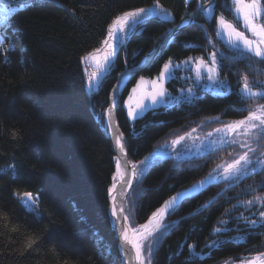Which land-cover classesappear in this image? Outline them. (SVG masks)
I'll list each match as a JSON object with an SVG mask.
<instances>
[{
  "label": "trees",
  "instance_id": "trees-1",
  "mask_svg": "<svg viewBox=\"0 0 264 264\" xmlns=\"http://www.w3.org/2000/svg\"><path fill=\"white\" fill-rule=\"evenodd\" d=\"M157 2L170 16L161 13L131 30L113 68L96 89H88L82 57L102 46L117 15ZM227 4L216 0L214 16L227 17ZM195 7L196 0H0V9L14 10L0 22V39L7 41L0 46V264L122 263L108 215L115 173L104 122L109 92L120 72L156 48ZM214 16L196 17L125 86L123 98L138 78H154L167 61L178 63L218 48L230 57L222 43L211 45L216 42ZM244 60L220 61V75L231 86L226 95L202 93L192 102L158 107L134 121L121 104L116 115L129 161L140 163L167 137L201 121L244 118L247 100L234 87L235 74L246 69ZM173 81L166 83L171 93L176 92ZM231 147L212 152V160H162L144 169L126 201L128 226L142 224L175 193L203 179L220 160H229L225 156ZM259 174L224 190L222 183L211 185L170 209L166 226L154 234L160 239L150 264L246 262L263 253L264 228L244 227L237 219L242 210L234 206L252 195L250 185L262 191ZM26 193L32 203L23 199ZM239 234L242 241L235 237ZM212 241L215 246L209 245Z\"/></svg>",
  "mask_w": 264,
  "mask_h": 264
},
{
  "label": "snow or ice",
  "instance_id": "snow-or-ice-1",
  "mask_svg": "<svg viewBox=\"0 0 264 264\" xmlns=\"http://www.w3.org/2000/svg\"><path fill=\"white\" fill-rule=\"evenodd\" d=\"M213 3L214 0H207V3H201L199 5L200 11L207 15L214 16L215 8L213 7ZM225 8L234 14V19L232 21L226 19L223 13L218 17L214 16L216 23L214 32L217 36L222 34L227 36L228 39L226 43L235 55L227 57L224 56L223 53L213 51L210 53V60L200 58L196 67L197 81H199L202 75H204V72H202L203 69L207 73V81L211 82L214 86H222L226 83L225 79L219 78V72L217 71L218 67L222 68V65L220 64L221 60H235L246 53L249 54L247 58L252 61L253 64H255L253 58H259V63L264 64V0H231V5H225ZM157 9H160V11H157ZM9 11L14 10L6 8L0 9V22L3 21ZM161 13L164 14L163 18L165 19L170 16V13H168L167 10L162 9L157 2L154 8H138L134 11H124L122 15H117L112 20V22L108 25L107 36L102 41L104 45L103 55H97L101 49H96L94 52H89L87 55L82 57L84 61L89 62L95 69L88 77L90 90L97 81L99 74L104 71L105 66L109 63L114 53L118 52L119 48L124 45L128 31L131 29L134 32L138 25L145 24L146 21L152 17L161 16ZM6 42V40L0 39V46H3ZM114 44L115 48L113 47ZM170 63L171 61L164 65V71L160 73L161 81L164 79L165 73L168 72ZM261 74H264V71H262ZM143 82L142 78L141 83ZM153 85L155 90L152 92H146L144 95L140 96L135 102V107H132L131 104L129 105V117H135L136 110L144 107V99H151L152 103L156 104L158 98L165 96L166 91L163 88L162 82L158 85L156 82H153ZM139 88L140 84H138L136 88H133V93H136ZM192 91L193 90L191 88L188 89L189 94H191ZM221 91L226 94L228 89L221 88ZM240 95L248 101L257 98L264 100V81L260 82L259 85H253L249 83L248 76L245 75L243 87L240 89ZM132 99L133 97L129 96V101H132ZM113 107H115V101L113 103ZM108 117L107 128L115 131L111 122V109L108 112ZM218 119L219 118H217V120ZM216 132L226 135L235 134L230 140H222L221 143H239V146L247 149V151L239 153L237 157H234L230 162L218 165L217 169L213 170V172L209 174L211 180L219 181L222 179L226 182L237 183L241 180V178L247 177L253 172L264 168V151H260L259 155H257V149L264 148V104H257L256 108L254 110H249L248 115L243 119L226 124L224 128L216 129ZM209 135L211 136V133H209ZM240 137H243V139ZM183 139L184 137L181 136L177 140H173L172 143L173 145L179 144ZM115 142L119 151L124 153V145L121 143L119 136H117ZM209 143L215 146L217 141L211 140ZM254 144L256 145L255 147L253 146ZM147 160L148 157H145V161ZM145 161H141V164H145ZM149 166L150 164L146 165V167ZM143 171L144 169H138L135 164H133L130 169L125 167L122 170L121 162L117 160L116 174L113 177V180L115 181L117 177H119L121 181H124L121 186L123 189L131 182L130 179H126V177L134 178L142 174ZM203 183L204 182H201V186H203ZM115 189L116 184L113 183L112 188L109 189V194L111 195ZM25 195L27 196L28 194L26 193ZM112 198L115 201L116 197L113 196ZM175 200L176 198L173 197L171 201H166L164 207L157 209L156 212H153L152 219H150L147 224L141 225V230L138 233H134L131 237L127 231L123 228L121 229L124 241L127 244H130L132 249L135 251V260L138 264H145V257L142 255V251L145 250L148 253L150 264L152 249L156 241L147 245H145L144 242L147 241L149 237H152L154 232L159 231L161 226L160 222L163 219L165 212L168 210L169 206L175 202ZM243 203L250 208L255 207L257 204L260 205L258 213H256L259 216L258 220L242 217L245 227L255 229L258 225H264V196H254L253 200ZM112 215L117 216L115 205L113 207ZM224 223H226V221H224ZM216 231L220 232L222 229L217 228ZM162 236L163 233L161 234V237ZM156 239L159 240L160 237ZM216 243L217 241H212V246H215ZM129 259H132V257H129ZM252 264H264V255L255 257Z\"/></svg>",
  "mask_w": 264,
  "mask_h": 264
},
{
  "label": "rangeland",
  "instance_id": "rangeland-1",
  "mask_svg": "<svg viewBox=\"0 0 264 264\" xmlns=\"http://www.w3.org/2000/svg\"><path fill=\"white\" fill-rule=\"evenodd\" d=\"M187 2H189V0H187ZM215 2H216V0H214L213 7L215 5ZM201 3H207V0H201L200 4ZM198 5H199L198 4V0H196V7L194 9H196ZM227 5L228 6L231 5V0H228V4ZM154 7L155 6H151V7L145 8V9H151V8H154ZM158 10L159 9H157V11ZM225 10H226V8H225ZM227 12H228L227 13V17L228 16L229 17L227 18L224 15L225 18L230 20V21H232L234 19V14L231 13L230 11H228V10H227ZM200 14L203 17H205V19H208V20H210L212 18V16H213V15H207L204 12H200L196 17H198ZM119 15H122V13L119 14ZM215 27H216V23H215ZM241 27H242V24H241ZM130 31H131V29L128 31V33ZM128 33H127V35H128ZM246 35H247V33H246ZM227 39L228 38H227L226 35H223V34L220 35V36L216 35V42L215 43H211L210 42V43H211V45L222 43L225 46L226 50L229 52V56L232 57V56L235 55V53L230 49L229 45L226 43ZM113 47L115 48V44L113 45ZM99 49H101V51L99 53H97V55L102 56L103 55V50H104V45L102 44V46ZM213 51H216L217 53H223L221 48H218V49L213 50ZM210 53L211 52L205 53L204 55L190 56V57L186 58L185 60L180 61L178 63L171 61L169 69H168V72L165 73V77L161 81L160 80V73L164 71V65L166 63H169V61L165 62L164 65L162 66V69H161L160 73L157 76H155L154 78H152V79L143 78V77L138 78V80L136 81V84H135V86L133 88H136L138 84H140V88L138 89V91L136 93H133V91H132L133 88H132L130 90L129 94L125 98H123V92H124V89H123L122 98H121V104H123V108H124V110L126 112L127 118H129L130 121H134L135 119L143 116L147 111L152 110V109H156L158 107H171L173 105H179L180 103H183V102H192L193 100H195L198 97L199 94H202V93L203 94L210 93V94L216 95V96L217 95L219 96V95L228 94L231 91V86H229L227 80L220 75V68L221 67L217 68V71L219 72V78L226 80V83L224 85H222V86H214L211 82L207 81V79H206L207 73L203 69H202V72H204V75H202V77H201V79L199 81H197V79H196V67L198 65V61L200 60V58H204L205 60H210ZM115 55H116V52L114 53L113 57L110 59L109 63L105 66L104 71L99 74V77H98L97 81L94 83V86L91 88L92 90L97 88V85L101 81L102 77L105 74H107V72H109L111 70V68H113ZM248 55L249 54L245 53L244 55H242V56H240L238 58V59H245L244 61H245L246 69H243L242 72L235 74L236 75V83H235L234 87H235L236 91L237 90L240 91V89L243 87V81H244V76L245 75L248 76L249 83L253 84V85H259L260 82L264 81V74H261V72L264 71V64H260L259 63V58H253L254 61H255V64H253V62L250 61L247 58ZM232 61L233 60H230L231 63H232ZM84 67H85L86 84H87V88L89 89L88 77H89V74L92 71H94L95 69H94V67H92L90 65L89 62H86V61H84ZM249 70H250V72H248ZM136 77H134V78H136ZM142 78H143V81H144L143 83H141V79ZM172 80H174L173 81V83H174L173 85L176 88V92H174V93L173 92L172 93L169 92V90H167V88H166V83L168 81L172 82ZM153 82H156L157 85L162 82L163 88L166 91L165 96L158 98V101H157L156 104H153L151 99H144V101H143L144 107L141 108V109H137L136 110V116L135 117H129L128 116L129 105L131 104L132 107H135V102L140 96L144 95V93H146V92L154 91L155 89H154ZM205 85H207V86H205ZM189 88H191L193 90L191 94H189V92H188ZM221 88L228 89L227 93L225 94L224 92H222ZM254 90H259V89H254ZM109 94H110V92H109ZM129 96L133 97L132 101H129ZM175 98H178V99H175ZM257 104H264V100H261V99H258V98L257 99H253L251 101L247 100L246 109L248 111L249 110H254L256 108ZM107 106H108V104H107ZM240 119H243V118H240ZM240 119H237V120H240ZM234 121H236V120H234ZM234 121L224 122L222 119H218L217 120V118H211V119L204 120V121H201V122L197 123L195 126L187 129L185 132L177 131V132L173 133L171 136L167 137L165 140H163L161 143H159L156 146V148L152 151V153L147 156L148 160L147 161H145V159L143 160V161H145V164L142 165L141 162H140V163H137L135 165H137V168L141 165L138 169H145L146 170L148 168V167H146V165L150 164V166H151L153 164L161 162L162 160H169V161H171L173 163L186 161V160H189V159H192V158L194 159V158H207V157H209V160H212L213 158L211 156V153L215 152V151H218L219 149H221L225 145H227V143H221V141L222 140H230L232 138V136L235 135V134H227L226 135V134H223V133H218V132H216V129L224 128V126L226 124H229V123L234 122ZM209 133H211V136L209 135ZM181 136H183L184 139L179 144L173 145L172 141L173 140H177ZM240 138L243 139V137H240ZM211 140H216L217 144L215 146L210 144L209 142ZM231 145H232V147L230 149V152L228 154H226V156H225V157H228L229 160H223L222 159L217 164H222L224 162L230 161L234 157H237V155L239 153H243L244 151H247V149L241 148L239 146V143L231 144ZM213 149H215V150H213ZM260 151H264V148H258L257 149V154ZM221 154H223V153H221ZM225 157H224V159H225ZM128 161H129V159H128ZM129 163L131 164V166L133 165L130 161H129ZM263 170H264V168L259 169L258 171L253 172L252 174L260 173L259 177L263 178L264 177V172H261ZM115 171H116V166H115ZM212 172H213V170L210 173H212ZM210 173H208V175H206L205 177L209 176ZM143 174L144 173H142L141 175L136 176V181H137V178L142 176ZM114 176H115V173H114ZM113 182H114V180H112V185H113ZM218 183H222L223 184V187H224L223 190L226 189L228 187V185L234 184V183H230V182H226V181H220V182L213 183V184L205 186L202 190H200V192L205 190L207 187H209L211 185H216ZM134 186H135V184L132 186L130 191L133 189ZM191 187H192V185L190 187H188L187 189H184V190H182L180 192L188 191ZM249 187H251L254 190V192L252 193V195L246 201L253 200L254 196H264V188L262 189V191H260L258 189L256 190L255 185H250ZM130 191H129V193H130ZM180 192L175 193L172 197L178 195ZM129 193H128V195H129ZM190 197H192V196H190ZM127 198H128V196H127ZM188 198L189 197L182 198L178 202V205L181 204L182 201H184L185 199H188ZM246 201L242 200L241 202H238V203H236L234 205V206H238L237 208H240L242 210L241 212L240 211L238 212L237 219H240V221L243 224H244V221H243L242 217H247L249 219H257V220L259 219V216L256 213H258L260 205L257 204L255 207H251L250 208L245 203H243V202H246ZM163 205H161L159 208H161ZM108 208H109V206H108ZM159 208H157V209H159ZM157 209L154 212H156ZM168 213H169V211H168ZM152 214H153V212H152ZM152 214H150V216H152ZM243 224H241V225H243ZM165 226L166 225H162L161 229L163 227H165ZM244 227H245V224H244ZM257 228H264V225H258ZM235 237H238L237 239L239 241H242V239H243V235L242 234H239V235H237ZM154 238H155L154 241H156V242L154 243V246H153L152 250L155 249V247H156V245H157V243L159 241V240L156 239V238H158L157 235H154ZM151 243H153V241ZM209 245H212V243L209 244ZM144 252H145V254H144ZM142 255L144 257L146 255L145 264H149V256H148L147 251L146 250L142 251ZM228 262H240V261H238V260H229Z\"/></svg>",
  "mask_w": 264,
  "mask_h": 264
},
{
  "label": "water",
  "instance_id": "water-1",
  "mask_svg": "<svg viewBox=\"0 0 264 264\" xmlns=\"http://www.w3.org/2000/svg\"><path fill=\"white\" fill-rule=\"evenodd\" d=\"M198 4L200 5V0H198ZM199 5L197 6L196 9H194L191 13L188 15L184 16L181 18V20L173 27L167 30L165 36L163 39L160 41L159 45L154 48L151 52H149L147 55H145L136 65L131 66L129 68H126L122 72H120L117 75L116 82L110 91L109 97H108V106L105 111V125L107 127L108 124V112L111 109V122L112 125L115 129V131L107 128V137L111 140L112 147H113V153L116 156V161L119 160L121 162V169L123 170L125 167L130 169L132 166L128 161V156H127V151L125 147V141H124V135L119 128L118 120H117V110L119 106L121 105V98H122V91L125 88V86L138 74H140L142 71L147 69L156 59H158L166 50L168 44L173 41V39L176 37V35L184 28L189 26L191 23L194 22L195 17L201 12L199 9ZM115 101V107H113V103ZM119 136L121 143L124 145V153H121L119 151V148L116 145V138ZM256 145H254L255 147ZM259 155V153L257 154ZM116 161H115V166H116ZM231 161V160H230ZM227 161V162H230ZM226 162L220 164L223 165ZM217 169V168H216ZM116 174V171H115ZM126 179H130V184L123 189L121 188L122 184L124 181H121L119 177L113 182L116 184V189L109 194L108 201H109V208H108V215L110 218V224L112 227V230L115 231V235L118 238V243H119V253L121 256L122 264H138V262L135 260V251L132 249L130 244H127L124 241L123 238V233L121 232V229L123 228L125 231L128 232L129 236L131 237L134 233H138L141 230V225L147 224L150 219H152V216H150L145 222L142 224L138 225L135 228H132L131 230H128L127 228H130L127 224V220H125V209H126V199L128 196V193L132 186L136 182V177H126ZM223 181L222 179L219 181L216 180H211L210 176H207L201 180L198 181V183H194L192 185V189L181 193L177 196H175L176 200L174 203H172L168 210L165 212L163 219L161 220L160 224V229L159 231L154 232V234L159 233L161 230L162 225H165V218L168 214V211L170 209H174L176 206H178L179 199L194 196L198 193H200L199 188L204 187L213 183H217ZM201 182L203 183V186H201ZM198 191V192H197ZM113 196L116 197L115 201L113 200ZM173 198V197H172ZM172 198L168 199L167 201H171ZM29 200V197L27 198ZM116 207V212L117 216L112 215L113 207ZM132 231V232H131ZM154 234L152 237H149L147 241H145V245L151 243L152 241L155 240ZM264 255L263 253L256 254L254 257H250L246 262H226L224 264H252L254 261L255 257ZM129 257H132V259H129Z\"/></svg>",
  "mask_w": 264,
  "mask_h": 264
},
{
  "label": "bare ground",
  "instance_id": "bare-ground-1",
  "mask_svg": "<svg viewBox=\"0 0 264 264\" xmlns=\"http://www.w3.org/2000/svg\"><path fill=\"white\" fill-rule=\"evenodd\" d=\"M104 119H105V113H104ZM128 120H129V118H128ZM107 135H108V133L106 132V137H107ZM107 138H108V137H107ZM108 139H109V138H108ZM109 140H110V139H109ZM110 142H111V140H110ZM111 144H112V143H111ZM112 151H113V147H112ZM113 154H114V153H113ZM114 156H115V155H114ZM115 161H116V156H115ZM204 187H205V186H204ZM204 187H200L199 190L202 189V188H204ZM190 189H192V187H191ZM190 189H189V190H190ZM184 192H186V191H184ZM184 192H180L179 194L184 193ZM179 194H178V195H179ZM176 196H177V195H176ZM174 197H175V196H174ZM171 198H172V197H171ZM186 198H187V197H186ZM180 200H181V199H179V201H180ZM164 205H165V203H164ZM164 205H163L162 207H164ZM162 207H161V208H162ZM112 231H113V233L115 234V231H114V230H112ZM116 239L118 240L117 237H116ZM118 241H119V240H118ZM121 264H122V263H121Z\"/></svg>",
  "mask_w": 264,
  "mask_h": 264
}]
</instances>
